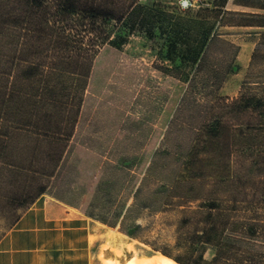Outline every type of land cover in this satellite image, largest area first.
I'll return each mask as SVG.
<instances>
[{
	"label": "rangeland",
	"instance_id": "374dc122",
	"mask_svg": "<svg viewBox=\"0 0 264 264\" xmlns=\"http://www.w3.org/2000/svg\"><path fill=\"white\" fill-rule=\"evenodd\" d=\"M137 2L141 8L104 25L118 48L104 45L93 61L95 66L106 57L107 70L101 84L93 85L95 66L80 110L96 115L74 129L77 142L68 146L61 167L76 189L58 190L75 203L68 208L74 219L39 224L42 237L11 240L16 219L28 207L10 199L21 190L23 177L11 180L20 174L5 170L0 264H127L159 253L185 264H249L251 259L264 264V205L256 203V170L230 160L234 130L218 137L205 129L238 122L227 108L232 100L264 97V26L245 15L264 14V0H222L187 10L176 0ZM207 35L196 58V40ZM47 148L40 155L43 164ZM222 164L228 183L220 177ZM233 196L251 203L233 208L226 203ZM210 202L217 206L209 218ZM228 219L233 223L225 225ZM250 220L260 223L255 234L246 231ZM35 244L42 248L37 254L22 250ZM218 247L232 250L231 257L214 260Z\"/></svg>",
	"mask_w": 264,
	"mask_h": 264
},
{
	"label": "trees",
	"instance_id": "16d2710c",
	"mask_svg": "<svg viewBox=\"0 0 264 264\" xmlns=\"http://www.w3.org/2000/svg\"><path fill=\"white\" fill-rule=\"evenodd\" d=\"M137 1L0 0V174L5 170L20 174L11 175L14 181L23 177L21 190L13 191L11 200L29 207L46 192L73 136L93 70L96 66L97 75L92 83L97 86L107 70L106 57H99L95 66L93 61L104 45L118 48L104 25L122 20L135 7L141 8ZM118 2L119 7L112 5ZM241 15L257 17L254 24L264 26L262 13ZM247 22L242 25L251 24ZM208 36L196 40V58H201ZM213 38L214 35L210 41ZM233 69L234 64L229 70ZM227 108L238 121L234 126L217 123L205 129L218 137L234 130L228 150L230 160L235 158V162L244 165L247 162L256 170L254 176L259 178L254 184V192L258 193L255 197H259L256 203L264 205V97L242 96L228 103ZM217 142L218 146L224 145ZM45 144L49 148L43 164L40 155ZM196 149L194 145L190 161L194 160ZM225 167L222 164L220 177L228 183ZM227 202L233 208L251 203L236 196ZM215 205L209 203V218L215 214ZM232 223L229 219L225 221V225ZM256 225H260L259 221L250 220L246 231L255 234ZM214 228L211 224L206 230L211 233ZM217 245L223 244L217 241ZM224 250L218 247L214 260L230 258L232 250ZM249 264H254L252 259Z\"/></svg>",
	"mask_w": 264,
	"mask_h": 264
},
{
	"label": "crops",
	"instance_id": "0c3cea01",
	"mask_svg": "<svg viewBox=\"0 0 264 264\" xmlns=\"http://www.w3.org/2000/svg\"><path fill=\"white\" fill-rule=\"evenodd\" d=\"M89 114L87 113V111L84 112L83 109L80 110V114L78 116L79 119L74 129H76V127L78 128V125L80 122H82V120L88 118L89 119L88 122H90V120H92L93 117L95 118V115H96L95 113L91 115ZM76 137H75L74 130H73V136L69 140L68 146L73 141L77 142V140H75ZM78 139L79 141H81L80 138ZM67 148L65 149L62 161L60 162L58 166V170L56 174L52 177L53 180L56 179V181H54L55 183L51 182L46 192H44L38 198H36L29 205V207L22 214H20V216L16 219L15 226L13 227V229L11 230L9 234V237L11 240H13V238L16 239L17 241H21L23 239L30 240V238L34 239V238H37L38 236L43 235V232H38L41 229L40 227L41 225L39 224L52 223L53 221L63 222V221H69V220L74 219L70 216L69 214L70 212H68V208L69 207L74 208L75 203L72 201H69L68 199H65L62 196V194H60V192L62 193L63 190H59L63 188L67 191L76 190V189L74 190V187L71 185L72 176H69L70 172L66 168H61L63 161L66 157V154L68 152ZM71 174L73 175V172H71ZM76 226L74 225L73 228L74 229L77 228ZM66 227L72 228V226H69V225L68 226L64 225L63 228L66 229ZM29 231H32V232H29ZM40 249L42 248H39L35 244V245L27 246L26 249H22V250H25L26 252L32 251V253L37 254V251H39Z\"/></svg>",
	"mask_w": 264,
	"mask_h": 264
},
{
	"label": "bare ground",
	"instance_id": "6f19581e",
	"mask_svg": "<svg viewBox=\"0 0 264 264\" xmlns=\"http://www.w3.org/2000/svg\"><path fill=\"white\" fill-rule=\"evenodd\" d=\"M103 264H113V263L110 261L104 260ZM127 264H180V263H178L177 261H175L173 258L169 257L168 255L159 253L149 258L145 256L135 257L131 261H128Z\"/></svg>",
	"mask_w": 264,
	"mask_h": 264
},
{
	"label": "built area",
	"instance_id": "2783aa9c",
	"mask_svg": "<svg viewBox=\"0 0 264 264\" xmlns=\"http://www.w3.org/2000/svg\"><path fill=\"white\" fill-rule=\"evenodd\" d=\"M220 0H176L178 7L181 10H187L199 5H210Z\"/></svg>",
	"mask_w": 264,
	"mask_h": 264
}]
</instances>
